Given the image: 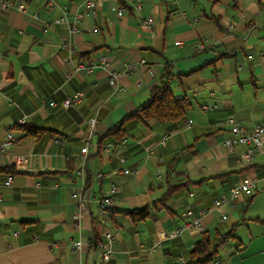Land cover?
<instances>
[{
    "label": "crops",
    "instance_id": "crops-1",
    "mask_svg": "<svg viewBox=\"0 0 264 264\" xmlns=\"http://www.w3.org/2000/svg\"><path fill=\"white\" fill-rule=\"evenodd\" d=\"M11 1L16 5L18 0ZM55 1L53 7L23 0L19 8L0 9V143L8 132L15 139L0 155V167L24 159L14 173L0 172V264H170L185 259L199 233L184 231L149 252L157 231L181 225L185 207H209L214 196L229 195L231 185L243 178L264 182V143L245 164L239 162L245 145L228 149L222 142L229 134V115L248 129L264 123L261 6L256 0H124L128 8L118 15L117 0H98L95 13L69 34L78 24L76 16L88 10L86 0ZM65 37L75 49L71 64L65 62ZM101 55L117 68L121 93H113L107 67L73 72L74 64L98 61ZM165 66L182 73L171 85L192 101L186 118L190 124L168 134L164 126L149 130L138 125L131 130L136 137L99 150L97 139L146 101ZM78 91L79 102L61 105ZM204 104L217 108L204 111ZM90 117L96 118L95 132L81 167ZM24 123L54 132L36 140L14 128ZM164 134L168 137L160 145ZM174 155L172 177L195 183L169 200L174 217L160 210L133 225L120 211L150 205L164 193L166 163ZM123 168L131 172L123 173ZM20 169L32 173H18ZM9 175L12 181L6 186ZM112 182L117 190L112 206L104 210L112 218L105 219L99 201ZM73 192L84 203L78 217ZM230 209L224 222L217 220V212L206 213L203 230L212 223L224 229L235 223L238 216ZM105 228L113 229L114 237L111 258L101 261L94 242ZM73 241H80L79 249L71 248ZM244 249L231 248L213 264H264L262 249L249 252L261 255L252 262H245Z\"/></svg>",
    "mask_w": 264,
    "mask_h": 264
},
{
    "label": "built area",
    "instance_id": "built-area-1",
    "mask_svg": "<svg viewBox=\"0 0 264 264\" xmlns=\"http://www.w3.org/2000/svg\"><path fill=\"white\" fill-rule=\"evenodd\" d=\"M43 5L48 7H53L56 4L55 0H37ZM98 0H86L85 6L88 8L86 12L80 13L76 16L77 25L72 26L68 33H75L79 31L80 24L87 16H90L95 13V6ZM23 0H18L17 4H13L11 0H0V9L8 10L12 8H19L21 7ZM122 9H117V14L122 15ZM244 16L241 14L239 15V19H243ZM228 29H233V24L228 25ZM94 32L97 29H93ZM62 47L67 50V55L65 57V62L71 64L72 54L75 52L74 47L70 44L69 39L67 37L62 39ZM202 45H198L197 49H201ZM128 66V65H127ZM97 67H107L108 69V82L113 89V93L118 94L123 91V88L119 85L118 82V71L115 66L110 62V59L107 56L101 55L98 58V61H91L88 64H83L78 62L73 65V72L75 73H88L94 68ZM150 75H154L153 70H148ZM82 97V92L78 91L74 93L72 96H67L63 99L61 105L65 108L70 107L77 102L80 101ZM217 108L216 104H204L202 105V109L204 111H213ZM21 122H23L21 120ZM225 123L229 128V134L223 138V145L231 149L235 145L243 144L246 146V149L242 156L239 158V162L241 163H248L252 159L253 155L257 150H259L263 143H264V123H256L251 128H246L243 124L237 121L232 115H229L225 118ZM187 124H190V121H187ZM96 126V118L90 117L87 120V135L83 140V146L80 149V165L81 167L84 165L85 157L88 153V149L90 144L92 143V139L94 137ZM167 134L162 135L159 140L160 145H164L167 139ZM14 136L12 133L8 132L5 135L4 140L0 143V155L6 152L13 144H14ZM123 142V141H122ZM111 146V143H106L103 145V150L107 151ZM119 162H123L124 158L121 155L117 156ZM159 161H162V158H158ZM24 162V159L21 157H16L14 160V166L20 167L21 164ZM83 168H80L78 174L82 175ZM123 173H130L131 170L128 168H123ZM12 181V177L9 175L6 177L4 183L6 186L10 185ZM256 187V180L255 179H241L236 183L232 184L229 189V195L218 194L212 198L211 205L209 207H186L182 212L183 221L181 225L177 227H172L170 229H161L156 233V239L153 241L151 247L149 248V252L153 251L157 248L162 241L172 239L175 237L180 236L184 231H197L200 232L203 230V223L202 217L206 213L217 212V220L219 222H224L227 219L226 213H222L221 207L222 206H229L231 208H235L237 203L240 201V197L242 193L250 195L253 193ZM117 187L114 182H112L103 196V198L99 201V206L101 209H105L107 207L112 206V197L116 193ZM72 197L76 199L77 203V217L83 213L84 203L82 198L76 193H72ZM103 217L106 219V214L102 211ZM114 237V230L105 228L101 232V238L97 243V248L100 253L101 261H108L111 258V243ZM80 241H73L71 243V248L79 249ZM181 262H185V260L181 259ZM218 263V262H217Z\"/></svg>",
    "mask_w": 264,
    "mask_h": 264
},
{
    "label": "trees",
    "instance_id": "trees-1",
    "mask_svg": "<svg viewBox=\"0 0 264 264\" xmlns=\"http://www.w3.org/2000/svg\"><path fill=\"white\" fill-rule=\"evenodd\" d=\"M256 1L261 6L262 11L264 12V0ZM117 3L122 9L126 7L128 8L124 0H117ZM181 75L182 73L173 72V70H171L168 66H165L163 72L158 77L157 83L150 88L146 101L140 104L135 110L124 115L120 122L111 126L107 130L105 135L99 137L97 139L98 149L101 150L103 145L106 143L115 145L121 143V141L128 137H136L135 134H132L131 130L136 128L138 125L147 127L149 130H154L158 126H164L166 133L168 134V132L178 130L185 124H187V111L192 106V101L186 95H179L175 93L174 88L171 85V81L175 77L179 78ZM14 128L16 130H19L23 134V136L33 137L36 140L41 139L47 132H54L52 129H48L32 123L17 124L14 126ZM176 156L177 155L172 156V158L166 163V175L164 177L166 189L158 199L153 200L150 205L144 207H137L130 210L120 211L123 215L128 217L133 225L139 222H143L149 217H154L160 210H165L174 217L175 212L170 209V206L168 204L169 200L175 194L186 189L189 183H193V181L191 180L181 182L177 180L176 177H172L171 162L172 159ZM2 171H6L7 173H14L15 168L13 165L3 168L0 167V172ZM230 173H232V171L212 175L209 178L228 176ZM252 197L253 194L248 198L247 201H251ZM108 208L109 207H107V209ZM152 209L154 210V212L151 211ZM101 210L104 211L105 209ZM107 215V217L112 218V213H108ZM24 222H27V220L23 221V223ZM237 224L238 220L230 226V229L228 228L229 230L224 232L220 231L219 228H215L212 233H210L209 230L205 229L198 232V238L193 242L192 246L184 252L186 258H179L178 261L172 262L170 264H207L209 262H212L217 253V248L223 242H225L229 236L233 237L231 231ZM100 238L101 234L100 237L97 238L94 242L97 250V243L99 242ZM233 238L237 240V238ZM240 244L241 242L237 240L235 243L236 250L244 248V246H240ZM181 259L185 260V262H181Z\"/></svg>",
    "mask_w": 264,
    "mask_h": 264
},
{
    "label": "rangeland",
    "instance_id": "rangeland-1",
    "mask_svg": "<svg viewBox=\"0 0 264 264\" xmlns=\"http://www.w3.org/2000/svg\"><path fill=\"white\" fill-rule=\"evenodd\" d=\"M253 194L254 196L251 201L247 202L248 195H244L243 201L237 203L234 211L238 216V224L235 225L231 231L232 236L241 242L240 246L245 247V251H242V255L246 256L244 259L245 262H252L261 259V255L257 257L256 255L254 256V254L249 253L254 248L258 251L259 249H262L264 254V245H262L264 242V182H256V190ZM221 210L227 214L228 212H233L229 206H222ZM220 225L217 226L212 223L208 227L209 232L212 233L214 229L218 228ZM230 226L227 224V229H224L225 227L223 226L220 227L227 231L230 229ZM233 237L229 236L226 241L217 248V253L214 259L222 256L231 248L236 247L235 243L237 240ZM260 245L262 246L258 247ZM213 261L207 264H213Z\"/></svg>",
    "mask_w": 264,
    "mask_h": 264
},
{
    "label": "water",
    "instance_id": "water-1",
    "mask_svg": "<svg viewBox=\"0 0 264 264\" xmlns=\"http://www.w3.org/2000/svg\"><path fill=\"white\" fill-rule=\"evenodd\" d=\"M18 173H27V174H31L32 172L29 171V170H23V169H20V170H17Z\"/></svg>",
    "mask_w": 264,
    "mask_h": 264
}]
</instances>
